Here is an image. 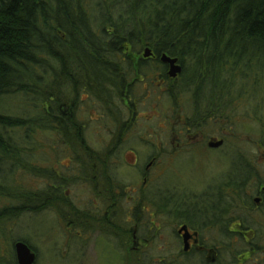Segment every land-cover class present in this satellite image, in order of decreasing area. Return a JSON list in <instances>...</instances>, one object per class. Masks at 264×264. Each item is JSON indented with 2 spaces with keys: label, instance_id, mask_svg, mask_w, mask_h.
Segmentation results:
<instances>
[{
  "label": "trees",
  "instance_id": "obj_1",
  "mask_svg": "<svg viewBox=\"0 0 264 264\" xmlns=\"http://www.w3.org/2000/svg\"><path fill=\"white\" fill-rule=\"evenodd\" d=\"M145 48L151 49L156 58H140L133 63L131 56H140ZM161 54L178 61L181 72L177 78L168 76L169 66L161 63ZM147 74L157 79L151 87H164L171 101L191 99L196 112L218 109L240 118L243 110L239 104L257 97L264 108V0H0V238L5 235L2 230L8 232L10 224L23 217L34 220L46 209L57 212L55 201L62 195L63 179H56L52 188L41 193L22 190L15 184L9 186L13 170L36 167L22 159L29 155L25 143L32 132H53L70 151L88 147L78 134L81 130L75 128L74 111L63 102L64 96L68 94L75 100L85 96L101 104L104 116L118 121L119 111L124 108L121 101L125 96L132 98L136 79ZM24 98L28 99L24 106L38 107L32 118L15 113L20 111L13 102L23 103ZM150 103L155 104L151 106L154 110L161 106L159 101ZM250 115L260 123L257 112L244 117ZM248 161L241 155L237 161L233 158L238 167L234 164L232 173L237 176L238 202L247 203L252 210L250 196L244 194L249 181ZM28 172L36 177L44 175V180L53 176L44 168L43 172ZM176 203L166 197L164 204H158V214ZM221 206L211 209L210 203L197 200L192 207L194 217L190 218L187 210L174 219L198 225L196 216L207 221L217 214L210 220L215 219L213 225L224 228L220 218L227 217V211ZM255 222L252 240H242L243 235L231 236L225 230L218 234L221 245L211 244L218 255L213 264H237L240 255L234 238L243 247L244 251L239 252L243 261L264 264V217ZM243 224L240 219L244 228ZM16 225L11 226L12 233ZM129 228L127 221L126 231ZM126 234L123 248L114 245L112 239L106 242L116 264H210L204 261L203 253L193 251L158 256L157 250H147L152 244L142 242L137 235L133 250L131 235ZM16 242L35 251L24 238H10L5 247L0 244V264H17L13 250ZM220 247L227 261L222 259ZM63 248L67 251L70 245ZM62 263L77 264L71 258Z\"/></svg>",
  "mask_w": 264,
  "mask_h": 264
},
{
  "label": "rangeland",
  "instance_id": "obj_2",
  "mask_svg": "<svg viewBox=\"0 0 264 264\" xmlns=\"http://www.w3.org/2000/svg\"><path fill=\"white\" fill-rule=\"evenodd\" d=\"M144 51H141L140 56L138 57L136 55H132L131 57L133 60H130L135 63L140 58H143ZM153 79L154 76L152 74H147L145 78L141 77L140 79H136L138 82L133 88L132 99H137L140 103H136L135 108L132 107V110H134V116L132 119L134 120V117L136 119L134 124L130 125L132 128L129 130L128 123L124 120V118H127L130 114H128L129 112L125 113V109L123 107H121V110L119 111L120 119L116 121L111 116L103 115V111L100 109L101 104L92 102L85 96H82L80 100H75L74 97L66 94L63 102L70 108L73 104L76 105L74 114H78V117L81 115L79 118L80 121L77 123V127L82 132L84 143L89 147H101L102 141L100 140L106 133H117L119 130L121 132L128 130L126 135L123 134L125 137L122 139L120 145L123 152L121 156H116V161L118 163L113 165L117 170L113 171V174L115 175L116 182L119 183L120 186L125 185L122 186V189H125L126 194L129 196L139 195V193L131 194V191H138L142 184L139 173L137 170L132 169L131 165L138 164L137 167H140V171L141 167L143 172L145 171V166L149 163V156L153 150V146H151V144H153L156 136L152 126L153 120L155 118V120L158 121V137H161L162 139V141L159 142L160 146L167 147L169 145V147L164 149V155L161 157L159 162L161 166L159 165L153 171L152 168L149 170L150 173L155 172L153 184L155 188H158L159 192L162 193V195H160L161 198L159 199L163 200L160 201L158 199V204H164L166 197L169 199L172 197V199L177 201V203L176 205L174 204L173 207L169 204L168 208L165 207V213L156 214L152 217H150V213H152L150 206L147 208V203L142 204L143 206L138 208V215L135 217L138 221L137 226H133L134 223H132L131 218L127 216L126 222L129 221L131 228H129L128 231L125 230V232L130 233L131 238L132 232H135L133 233L134 238H132L134 240H130V247H135L133 243L137 239L135 236L136 234L137 236H141L143 238L142 242L147 240L145 242L152 244L147 250H157L158 256L160 254L171 255L172 253L174 255H178L179 252H181L182 247L179 239L176 238V232H174L176 231L175 228L178 226V219H174L175 215H181L180 211L188 210L187 214L192 216L189 212L191 202L188 204L184 202L186 206L181 207L183 206L181 201L182 193L179 191L185 190L190 193L199 194L205 190L204 188L207 185L205 182H209L210 187H214V180L216 179L217 182L219 181L218 172L221 175V178H224V176H226L229 172V162L232 161L233 158L240 157V155L252 162L255 176L258 177L259 181H264V108H262L263 103L260 101L261 98L259 97H257V99H252V101H248L247 103L243 102V105L240 103V110H243V113L240 112L241 116L236 120L238 136L234 134L232 137L229 127H227L226 123L221 120L220 123L207 124V132L205 136L209 135L212 137L213 135H218L220 138L223 137L225 145L222 147L221 151L215 153L213 152L212 155L206 156L201 155L204 153L202 148L200 149L195 147L196 149H199L200 153L194 151L190 158L188 151L192 149L191 147L193 145L200 146L199 143L201 139H203V134H201L199 135V138H188L186 141L187 150L177 153L180 157L178 163H175L174 159H172L170 162L171 165L169 166L168 158L171 153L170 147L172 146L173 140L178 137H176V133L175 136L170 134L169 138L167 136L169 133H165L163 130L161 131L159 126H162V123L164 127L167 125V123H165L167 120L164 116L167 115V109L171 104H173V101L168 99L165 92L166 89L164 87L150 86V84L153 83ZM27 100L24 98L23 103L19 100H15L13 102L17 111H20L15 113H21L20 115H27V117L32 118L37 114L38 107H34V104H31V107H28L27 105V107L24 106L27 104ZM150 101H159L161 106L154 111V107L151 106L155 104H151ZM20 104L23 105L21 106ZM174 105L180 106L181 112L185 111V103H183V100L180 99V103ZM55 108L57 107L55 106ZM107 110L104 111L108 113ZM253 111L258 113L257 117L260 119V123L256 119L253 120L252 115H250V118L244 117ZM111 113L112 115H115L116 110L112 108ZM173 122H171V125H173ZM180 122L181 125L184 124L183 117H180ZM179 129L177 131H179ZM62 142V138L59 139V136L53 132H48L47 130L45 132L41 130L33 131L31 138H29V140L25 143V149L29 150V155L24 156L22 159L24 160L25 158L27 164L30 163L36 167L21 166L20 168L22 169L13 170L11 172V180L13 182H11L12 184L9 186L15 184V187H22V190H30L39 193H41L42 190H46L48 188V181L47 179L44 180V175L39 176L37 174L36 177L30 174L28 170L33 169L36 172H43L44 168L45 170L51 171L50 175L65 170V166H69L71 156L65 150ZM220 155H222V157ZM111 161L112 160H110V164L113 163H111ZM111 169L112 168H110V170ZM22 171L24 173H21ZM47 173L48 172H46V174ZM68 174L69 171L67 172V175ZM55 175L53 176L54 178L51 177V181L56 178ZM77 182L78 179L75 177L68 180L67 198L74 202V204L76 203V200H78L82 205H85L90 201V190H92V188L86 187L84 183L80 184L81 182L77 185ZM148 182H150V178L146 181V184ZM174 186H176V189ZM150 188L151 183L147 186V192ZM247 191L245 190L244 194L247 195ZM130 202L131 203H128L126 206V210H129L131 205L132 208H134L137 203L131 200ZM237 204L238 208L235 215L238 219L240 218L243 220L245 224L244 229L254 233L257 228L255 227V221H260L261 217H264L262 212L251 210L247 203L238 202ZM70 205L71 204L64 206L65 208H69ZM60 207L62 209L63 205H60ZM141 208H143V213H139ZM71 220L72 217L67 213H64L62 217H59L52 209H46L43 211L42 217H37L34 220L23 217L14 225L10 224V230L8 232L6 230H2L5 235L0 238V244L5 247V243L8 240L10 241V238L18 239L21 237V239L24 238V241L36 251H33L37 256L36 264H67L62 263V261L68 260L69 258H71L74 262V260H76L77 250L74 246V241L71 235L73 234V232H71ZM195 221H198V219L195 218ZM15 225L16 230L14 229L12 233L13 228L11 226ZM116 227L123 228L120 222L117 221ZM126 233L125 239L127 235ZM251 234L242 236V240H245L246 238L252 240ZM201 236L205 243L221 245V242L217 237L218 234L205 232ZM98 238L103 240V234H101L100 237H96V239ZM236 240L237 239L234 238V243L238 252L236 253L242 256L243 254L239 252L244 251L243 247L239 246V243L235 242ZM115 244L119 246L118 243L115 242ZM68 245H70V248L67 251H63V249H65L63 246L67 247ZM123 245L125 246L126 242ZM86 247L87 258L84 264H116V262H114V254L111 259V253L105 245L98 243L95 250V247H93L91 242ZM61 248L62 251H60ZM110 250L113 253L112 248H110ZM143 250L145 249L143 248ZM220 250L222 259L227 261L228 258L226 257L222 247H220ZM236 262L237 264L248 263L246 261H240L239 259L236 260ZM249 264L256 263L251 261Z\"/></svg>",
  "mask_w": 264,
  "mask_h": 264
},
{
  "label": "flooded vegetation",
  "instance_id": "obj_3",
  "mask_svg": "<svg viewBox=\"0 0 264 264\" xmlns=\"http://www.w3.org/2000/svg\"><path fill=\"white\" fill-rule=\"evenodd\" d=\"M151 59H154L150 57ZM147 58V59H150ZM143 59V58H141ZM144 59V60H147ZM168 69H166V72L168 74ZM179 76V75H178ZM177 76V77H178ZM176 77V78H177ZM157 80L154 78V81ZM158 86V85H157ZM128 96V95H127ZM125 99V100H124ZM122 103L125 109V113L130 114V120H128V117L124 118L126 122H128V128L131 129L130 125H133L135 122L132 119L134 114L131 115V111H134L131 109L132 106H136V103L130 96L128 98L125 96ZM131 100L133 103H131ZM180 101H173V104L169 106L167 109V115L165 123L167 125L164 127L163 123L162 126H159L161 131L163 130L165 133H169L167 136L170 138V134L172 136L178 137L177 139L173 140L172 146L170 147L171 153L168 158L169 166L171 165L172 159H174L175 163H178L180 157L177 153L187 150L186 148V141L188 138H199V135L203 134V139L200 141V146L193 145L188 153L191 155L192 153L198 152L200 153L199 149L196 148H202L204 150V153L201 155H212L214 152L221 151L222 147L225 145V141L223 137H219L218 135H213L210 137L209 135H206L207 132V124L212 123H220V120L226 123V126L229 127L232 137L234 134L237 135V116L234 114L229 115V111H225L224 114L220 113L218 109L214 110H207L204 108L201 112H196L195 109H193L194 101L186 100L183 101L185 103L184 108L185 111L181 112L180 106H176L174 104H178ZM129 107V109H128ZM72 111L75 112L76 105H72ZM155 109H157L155 107ZM156 111V110H154ZM182 114V115H181ZM81 116V115H80ZM80 116L78 117V114H74V121L75 128L77 129V123L80 121ZM124 117V116H123ZM180 117H183L184 124L181 125ZM157 118V117H156ZM188 118V119H187ZM155 120V118H154ZM153 120V129L156 133V136L154 138L153 144V150L151 155L149 156V163L145 166V171L143 172V169L141 167H137L138 164L131 165V168L134 170H137L139 173V177L142 180V184L139 187L138 191L134 192V190L131 191V194H137L135 196H129L126 194V190L122 189V186L115 180V175L113 174L115 170L113 164H117L116 156H121L123 149L120 148L122 139L125 137V135L128 133L127 131L121 132L120 130L115 133H106L105 136L100 140L102 141V146L99 148H93V147H84V148H77L75 151H70L69 148H66L67 152L71 156L69 161V166H65V170L53 174L56 178L54 181L47 180L48 181V187H53L52 183H57L56 179H63V182L65 185H61L60 194H62L59 197V200H56L57 202V210L58 212H55L56 215L59 217H62L64 213L69 214L72 217L71 224H72V239L74 241V246L76 247V263L77 264H84L85 260L87 258L86 254V246L92 242L94 249L96 250V246L98 243H101L102 245L106 246V242L108 239H112L113 244L115 245V242L119 244L120 247L123 248V244H125V230H126V217L129 216L131 218V222L133 221V226H137L138 222L135 221V217L138 215V208L142 207L144 203L146 204V207L148 208L150 206L151 212L150 217L158 214V199L161 198L160 195L162 193L159 192L158 188H155L153 184V180L155 178V172L150 173V170L152 168V171L157 168L160 165V159L164 155V149L167 147H161L160 141H162L161 137H158V121ZM124 121V122H125ZM174 121V122H173ZM171 122H173V125H171ZM130 123V125H129ZM180 128V129H179ZM179 129V131H177ZM163 133V132H161ZM79 136H82V133H78ZM125 134V135H123ZM222 136V135H221ZM238 136V135H237ZM170 141V140H169ZM221 142L220 146L215 147L214 145ZM196 147V148H195ZM113 154V158H109V156ZM74 156H77L75 158ZM80 156V157H78ZM222 157V155H220ZM224 157V156H223ZM239 157L234 158V161H237ZM227 159V158H226ZM247 159V158H246ZM110 160L112 164H110ZM250 165H247V178L248 183L247 185V196H250V200L253 206V211L262 212L264 216V181L261 182L258 180V177L255 176L252 162L249 160ZM236 164V165H234ZM232 161L229 162V172L224 176V178H221V175L218 172L219 181L217 182L216 179L214 180L213 184L214 187H210L209 182L207 183L206 187L204 188L201 193H190L188 191L182 190L179 191L182 193L181 200L182 202H186L187 204L191 202L190 210L192 216L194 217V212L192 211V207L194 206L195 201H201V203H206L211 205V209H214L216 205L222 204L220 209H226L227 211V217L220 218L222 220V225L225 227H219L217 224L213 225V220H210L211 217H215L217 214L210 215L206 220H198V225H196L194 222L191 224H188V222H180L175 228L176 231V237L179 239L181 243L182 250L181 252L184 254H188L190 252H198L204 254V261L206 263L213 264L216 261L217 258V249L212 247L211 243H205L202 238V234L205 232H213L214 234L222 235V233L225 230V233L230 235H243L247 236L251 234V237L255 235V233L248 231L240 226V220L235 215L237 208H238V187L237 185V176L232 173V171L235 170L234 166L237 168L238 163H235ZM234 165V166H233ZM161 166V165H160ZM222 166V165H221ZM110 168H112L110 170ZM69 171V174L67 175V172ZM62 173V174H60ZM71 175V176H70ZM51 176L52 178H54ZM77 178L78 183L82 184L84 183L86 187H91L92 190H90V201L87 204H81L78 200H76V203L70 201L67 198L68 194V180L70 178ZM150 178V182L146 184V181ZM152 178V181H151ZM217 182V183H216ZM151 183V188L147 192V186ZM230 185V188L225 187L226 185ZM117 185V186H116ZM176 189V186H174ZM125 188V187H124ZM224 189V190H222ZM222 193V195L220 194ZM172 198V197H171ZM137 202L132 208V205L129 210H126V206L130 202ZM135 200V201H134ZM145 200V201H144ZM149 200V201H148ZM151 200V201H150ZM144 201V202H143ZM218 201V202H217ZM229 201V202H227ZM217 203V204H216ZM70 205L69 208H65L64 205ZM73 204V205H72ZM60 205H63V208L61 209ZM186 206V204L184 203ZM74 206V207H73ZM210 209V210H211ZM230 209V210H229ZM66 210V211H64ZM143 213V208L139 210V213ZM218 216V215H217ZM134 217V219H133ZM195 218H198L197 216ZM194 218V220H195ZM114 219V220H113ZM116 221L120 222L123 228H117L116 227ZM115 222V223H114ZM125 225V226H123ZM185 227L188 234L191 236V239H189L186 243L187 250L184 251L185 243L183 242V237L178 235V231ZM198 227H201L202 229H198ZM118 230V232H117ZM132 232V238H134ZM101 234H103V240L101 238L96 239V237H100ZM136 236V234H135ZM134 240V239H132ZM87 241V242H86ZM133 245H136V240L133 243ZM132 249H136L135 247H132ZM212 254V255H211ZM214 258V262L208 261L209 257ZM243 256H239V260H242ZM208 259V260H207Z\"/></svg>",
  "mask_w": 264,
  "mask_h": 264
},
{
  "label": "water",
  "instance_id": "obj_4",
  "mask_svg": "<svg viewBox=\"0 0 264 264\" xmlns=\"http://www.w3.org/2000/svg\"><path fill=\"white\" fill-rule=\"evenodd\" d=\"M150 57V53L148 50L144 51V58ZM161 63L167 64L169 66V72L168 75L171 78H175L178 74L181 72V68L178 65V61L176 59H171L168 56L163 55L160 59ZM221 142L215 144V147L220 146ZM178 235L183 237V242L185 243L184 251L187 250L186 243L189 239H191V236L188 234L185 227H182L178 231ZM14 255L16 259L17 264H35L36 256L34 252L31 251V249L23 242H16L13 245ZM212 255V254H211ZM209 257L208 261L214 262L213 257Z\"/></svg>",
  "mask_w": 264,
  "mask_h": 264
},
{
  "label": "bare ground",
  "instance_id": "obj_5",
  "mask_svg": "<svg viewBox=\"0 0 264 264\" xmlns=\"http://www.w3.org/2000/svg\"><path fill=\"white\" fill-rule=\"evenodd\" d=\"M144 50H148L149 51V53H150V57H152V58H156V57H154V53L151 51V49H149V48H145ZM163 55H165V54H161L160 55V57H159V60L161 59V57L163 56ZM166 56V55H165ZM32 251V250H31ZM33 252V251H32ZM35 254V253H34Z\"/></svg>",
  "mask_w": 264,
  "mask_h": 264
}]
</instances>
